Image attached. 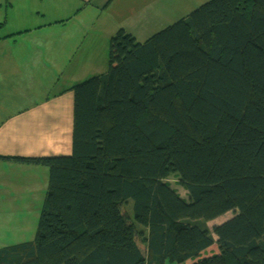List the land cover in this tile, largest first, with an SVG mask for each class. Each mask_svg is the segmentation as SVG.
Returning a JSON list of instances; mask_svg holds the SVG:
<instances>
[{"label":"trees","instance_id":"1","mask_svg":"<svg viewBox=\"0 0 264 264\" xmlns=\"http://www.w3.org/2000/svg\"><path fill=\"white\" fill-rule=\"evenodd\" d=\"M108 62L71 86L70 155L0 156L50 171L34 239L0 264H264V0L121 28Z\"/></svg>","mask_w":264,"mask_h":264},{"label":"crops","instance_id":"2","mask_svg":"<svg viewBox=\"0 0 264 264\" xmlns=\"http://www.w3.org/2000/svg\"><path fill=\"white\" fill-rule=\"evenodd\" d=\"M206 1L209 0H79L69 16L44 18L35 23L37 26L0 35V156L70 155L74 127L71 86L76 81L70 82V76L63 72L76 61L77 53L84 49L95 53L97 61L91 66L94 72L87 75L103 73L108 68L110 38L119 29L145 41ZM34 30L46 35L52 31V41L45 36L41 42L40 37L35 38L38 42L26 41L23 32ZM34 45L39 49L62 46L64 52L60 55L56 49L57 54L47 57L48 61L40 55L33 58L29 50ZM39 63L46 64L52 74L41 90L37 84L32 88L23 76L25 69L35 73ZM60 78H64L63 83L54 84ZM49 173L47 166L0 157V237H21L17 231H7L5 222H21L23 216L27 218L29 206H34V213L40 217ZM214 245L205 251L218 252Z\"/></svg>","mask_w":264,"mask_h":264},{"label":"rangeland","instance_id":"3","mask_svg":"<svg viewBox=\"0 0 264 264\" xmlns=\"http://www.w3.org/2000/svg\"><path fill=\"white\" fill-rule=\"evenodd\" d=\"M78 1L79 0H0V22L6 21L4 27L0 29V35L12 31H20L22 29H26L27 27H33L31 25L37 26V24L35 23L41 22L44 18L46 20H54L58 16L60 18L69 16L77 9L76 8L77 6L75 5L78 3ZM23 33H24L23 38L26 41L38 42L35 38L40 37V42H41L42 37L44 36L49 37L48 39L52 41L51 38L52 31H50V33L47 35L41 33V31L39 30H34L32 33L31 32L26 33L24 31ZM59 48L60 49L57 48L56 49L59 50L60 55H62L64 49H62V46H59ZM56 49H53L52 45L48 49H39V46L34 45L30 47L29 52L33 55V58L36 55H40V57L48 61L47 57H51L57 54ZM94 56L95 53L89 51L88 49H84L80 53H77L76 61H73L72 65H70V68L66 69L65 72H63V73H67V75L70 76V80H69L70 82H75V81L78 82L83 79H87L88 77H91V75H94V74L87 75V73L94 72L93 71L94 68L91 67L92 65H95L97 61V58ZM92 57L94 58L92 59ZM31 62H33V60H31ZM107 67H109L108 60H107ZM107 69L108 68H106V70ZM34 70L35 73H31L30 70L28 69H25L23 71V76L26 82L32 88H34L35 85L37 84L38 90L45 89L48 83V77L52 75L51 72H48L49 69L47 65L45 64L43 66L41 63H39L37 64V66L34 67ZM106 70L103 71L105 72ZM57 81H58V85H61L64 81V78H60L59 80L56 79L54 84H56ZM171 181L178 188L181 194H184L186 192V189L177 182V179H172ZM33 208L34 206H29L28 213L27 215H25V217L27 218H24L23 216V220L17 224L15 222H12L11 220H6L5 222L6 230L12 233L17 231V234L21 235V237H15V238L0 237V246L4 245L5 243H14L19 241L34 239L36 234V229L38 226L39 214H35ZM122 211L124 214H126L127 209L124 206H122ZM232 215H233V211L230 210L225 214L213 220L208 221V225L210 228H212L214 224L221 223L227 218L231 217ZM128 222L132 223L133 220L128 219ZM135 237L139 247L147 256L146 244L143 241L142 237L139 235L138 230L135 233ZM216 247L217 246L214 245L213 248ZM203 252H202L203 256L210 255L213 253L211 251L210 252L205 251L204 253ZM192 262H193L192 260H189L186 262L178 263L176 261L168 260L165 264H192Z\"/></svg>","mask_w":264,"mask_h":264}]
</instances>
